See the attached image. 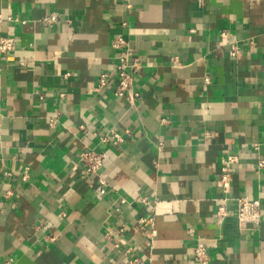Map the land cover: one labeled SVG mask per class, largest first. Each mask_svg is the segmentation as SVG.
Segmentation results:
<instances>
[{
  "label": "crops",
  "instance_id": "0c3cea01",
  "mask_svg": "<svg viewBox=\"0 0 264 264\" xmlns=\"http://www.w3.org/2000/svg\"><path fill=\"white\" fill-rule=\"evenodd\" d=\"M0 18L16 44L0 55V264H198L197 246L264 264V0H0ZM119 36L139 60L133 103L96 91ZM110 129L124 142L103 143ZM239 197L261 200L255 230Z\"/></svg>",
  "mask_w": 264,
  "mask_h": 264
},
{
  "label": "built area",
  "instance_id": "2783aa9c",
  "mask_svg": "<svg viewBox=\"0 0 264 264\" xmlns=\"http://www.w3.org/2000/svg\"><path fill=\"white\" fill-rule=\"evenodd\" d=\"M1 19V18H0ZM57 17H51L46 19L47 23L56 22ZM15 40L11 37L0 36V55L12 56L15 52ZM112 48L114 50H123L126 48L125 55L120 58L119 64L114 68V70H109L102 73L99 76L98 86L96 91L102 89L113 88V95L116 98L124 97L129 102H135L140 98V94L136 92L133 88V84L139 69V60L133 57L132 51L127 47L126 41L120 36L115 39L112 43ZM240 48L237 46H232L230 55L233 58H236L240 55ZM40 99H43L42 97ZM103 143L110 141H116L123 143V138L115 131L108 130L103 136L100 137ZM105 158L104 154L90 151L85 153L81 157V164L84 166V172L88 176H96L101 187L100 194H106V182L99 177V172L102 169L103 160ZM236 158H231L223 162V167L220 170V173L216 177V183L219 187L224 190H228L230 187V177H231V165L236 163ZM258 167L264 169V159L258 162ZM126 201L121 200V204H124ZM140 202L146 206L151 207V202L147 198H142ZM236 210L232 213L234 218L237 219L238 223L241 226H251L253 230L258 228L262 221V203L259 199H250L248 197H239L236 199ZM153 209V207H151ZM225 205L222 204L218 208L217 216L219 220H223L226 216ZM140 223H148L153 229L150 237L155 235V221L153 218H144L140 220ZM125 226L120 229V233H124ZM194 260L198 264H210V254L206 248L197 246L194 249Z\"/></svg>",
  "mask_w": 264,
  "mask_h": 264
}]
</instances>
